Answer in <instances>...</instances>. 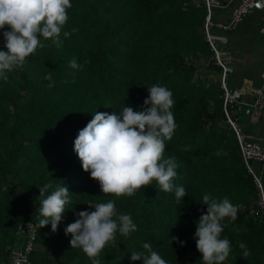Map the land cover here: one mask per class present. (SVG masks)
Here are the masks:
<instances>
[{
    "label": "trees",
    "instance_id": "trees-1",
    "mask_svg": "<svg viewBox=\"0 0 264 264\" xmlns=\"http://www.w3.org/2000/svg\"><path fill=\"white\" fill-rule=\"evenodd\" d=\"M70 2L62 47L41 37L47 46L7 73V81L0 80V264H10L14 251L25 250L30 239L20 232L25 223L37 228L27 264H93L82 249L70 247L72 236L65 229L77 219L75 213L94 211L90 201L109 200L118 213L132 217L137 230L127 237L117 232L115 242L96 258L100 264H143L131 255L146 254L145 242L167 264H203L194 236L201 212L207 211L204 194L217 201L227 197L238 207L235 221L221 222V238L231 247L222 264H264V215L250 213L258 189L228 123L220 80H213L222 70L206 39L203 0ZM72 29L78 30L65 38L63 32ZM6 30H0V51H7ZM73 58L81 69L69 66ZM247 67L230 78L231 88L249 77ZM48 73L54 87L44 79ZM154 84L173 94L177 128L163 155L174 156L179 165L173 183L187 193L179 203L174 190L162 191L155 180L130 197L104 194L74 151L78 132L96 111L142 110L147 87ZM46 183L53 187L45 195L57 185L69 189L70 203L56 232L50 224L39 227V187ZM241 242L250 252L247 257Z\"/></svg>",
    "mask_w": 264,
    "mask_h": 264
},
{
    "label": "clouds",
    "instance_id": "clouds-1",
    "mask_svg": "<svg viewBox=\"0 0 264 264\" xmlns=\"http://www.w3.org/2000/svg\"><path fill=\"white\" fill-rule=\"evenodd\" d=\"M72 7L70 0H0V30L3 31L4 47L0 51V80L7 81V73L17 67H22L26 58L34 54L37 48L47 45L41 41L51 40L57 48L62 47L60 39L62 28L66 25L68 9ZM64 31L65 38L72 32ZM85 63H88L86 60ZM73 69H81L82 65L73 58L69 61ZM49 87L55 86L51 73L44 77ZM67 82V81H65ZM148 97L143 102V108L134 111L131 106H125L119 112H95L93 118L78 132L74 141V151L81 161L85 172L97 180L104 194L115 197L133 196L141 187L149 186L153 180L164 192L175 191L179 203L187 195L183 186L174 185L177 177L176 158H164L166 142L173 137L177 124L172 108L174 100L172 92L166 87L152 85L147 87ZM221 155L222 150H217ZM227 155L226 152L223 153ZM53 185L46 183L39 187V227L51 225L53 232L57 231L69 201L67 186L55 187L49 195H45ZM207 211L201 212L194 238L197 250L201 253L203 264H222L231 251L230 241L221 238L224 228L222 221L237 219L238 207L227 197L217 201L204 194L202 200ZM88 206L94 211L75 213L77 219L65 229V234H71V248H80L92 260L96 259L110 242L114 243L116 233L127 237L137 230L129 214L118 213L114 200L95 203ZM184 246L183 241L172 237ZM146 254L132 252V261H142L143 264H167L150 243L142 245ZM244 250L243 257L250 255L247 246L239 243Z\"/></svg>",
    "mask_w": 264,
    "mask_h": 264
},
{
    "label": "built area",
    "instance_id": "built-area-1",
    "mask_svg": "<svg viewBox=\"0 0 264 264\" xmlns=\"http://www.w3.org/2000/svg\"><path fill=\"white\" fill-rule=\"evenodd\" d=\"M238 1V5L233 7L229 16L224 15V22H214V11L226 10ZM207 8L205 21L206 39L213 53V59L221 68L220 84L223 90L224 111L228 118V123L235 130L241 150L242 158L255 179L258 189V200L255 205L250 207L251 214L261 213L264 215V185L262 180L256 175L251 166V162L264 164V144H259L247 137L243 129L239 126V121L235 119L238 114L252 115L256 110L260 112L264 108V71L262 72V86L256 92L255 99L248 103L244 101L245 92L242 88H231L229 81L235 74V59L227 46L230 41L223 36L216 34V30L223 32H232L236 30L246 18L255 14L260 15L261 32L264 34V0H203ZM20 232L23 235H29L30 239L24 251H14L11 256L10 264L29 263L28 255L35 249V239L37 237V228L33 223H25Z\"/></svg>",
    "mask_w": 264,
    "mask_h": 264
},
{
    "label": "rangeland",
    "instance_id": "rangeland-1",
    "mask_svg": "<svg viewBox=\"0 0 264 264\" xmlns=\"http://www.w3.org/2000/svg\"><path fill=\"white\" fill-rule=\"evenodd\" d=\"M238 5L236 1L233 6L226 10H216L214 11V22H224V15L229 16L233 7ZM254 18L243 23L236 30L232 32H223L216 30V34L225 36L230 44L227 49H230L235 59V72L241 68H249L254 77L258 80L260 74L264 71V34L259 29L261 22L258 16L254 15ZM260 22V23H259ZM237 60L240 62L239 65ZM220 80V76L213 77V80ZM261 80V79H260ZM262 117L264 121V109L262 110ZM249 117L242 114L235 116V119L239 121V126L244 129L246 122L249 121ZM264 125V122H262ZM252 168L260 177L264 185V164L252 162Z\"/></svg>",
    "mask_w": 264,
    "mask_h": 264
},
{
    "label": "crops",
    "instance_id": "crops-1",
    "mask_svg": "<svg viewBox=\"0 0 264 264\" xmlns=\"http://www.w3.org/2000/svg\"><path fill=\"white\" fill-rule=\"evenodd\" d=\"M238 62H240V60L239 61L237 60V63ZM238 65H239V63H238ZM262 82H263L262 73L260 74V77L258 80L254 77L253 73H250L249 77L245 78L243 80L241 86L237 87V88H242L244 90V92L246 93L244 96L245 102L250 103L255 99V94H256V92H258L261 89ZM262 110L260 112L255 110L253 112V114L250 116L245 115L246 117H249L248 118L249 121L246 122V125L243 129L244 134L247 137H249V139H251V140H253L259 144H264V125L262 124V122H264V121H263V117H262ZM247 129H249L248 132L246 131ZM256 175H257V173H256Z\"/></svg>",
    "mask_w": 264,
    "mask_h": 264
}]
</instances>
